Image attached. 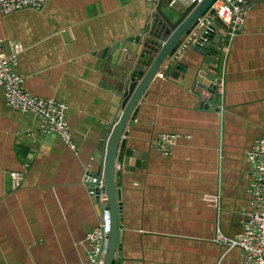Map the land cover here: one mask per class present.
I'll return each instance as SVG.
<instances>
[{"label": "crops", "instance_id": "0c3cea01", "mask_svg": "<svg viewBox=\"0 0 264 264\" xmlns=\"http://www.w3.org/2000/svg\"><path fill=\"white\" fill-rule=\"evenodd\" d=\"M155 1L52 0L41 11L0 14L6 43L24 48L17 71L26 90L68 106L77 145L45 133L41 118L8 106L0 89V264H91L85 239L102 218L85 175L101 167L98 146L131 57L125 45ZM254 1L225 55L223 97L199 94L184 71L151 86L127 142L139 157L129 172L118 165L115 264H243V251L218 237L243 230L246 152L264 137V0ZM202 59L190 48L180 61ZM162 133L180 135L170 156L152 146ZM12 172L23 177L17 187Z\"/></svg>", "mask_w": 264, "mask_h": 264}, {"label": "water", "instance_id": "95a60500", "mask_svg": "<svg viewBox=\"0 0 264 264\" xmlns=\"http://www.w3.org/2000/svg\"><path fill=\"white\" fill-rule=\"evenodd\" d=\"M155 2V5L149 9L141 33L130 38L125 45L131 57L122 75L121 98L117 111L113 114L115 120L108 126L98 146V152L104 155L101 167L97 171L88 170L85 175L90 193L99 206L102 224L105 223L110 232L103 264H115L116 256L122 250L120 222L123 219L124 205L122 190L116 187L118 165H123L124 171L129 172L133 161L136 163L139 157L128 147L127 142L132 128L142 122L138 116L149 96L151 86L159 79L158 73L168 65L166 74L174 77L179 71H184L199 87V94L207 90L212 98L216 93L214 83L218 68L215 65L220 54L217 42L224 35L223 31L218 35H215L212 29L208 33L196 32L195 38L199 43L194 44L192 50L203 57L198 66L190 67L180 60L172 61L176 51L196 29L198 21L207 13L215 0L192 3L181 0ZM248 2L256 3L254 0ZM167 10L174 13L169 15ZM211 12L214 13L213 10ZM217 27L225 28L219 19L212 24L213 29Z\"/></svg>", "mask_w": 264, "mask_h": 264}, {"label": "built area", "instance_id": "2783aa9c", "mask_svg": "<svg viewBox=\"0 0 264 264\" xmlns=\"http://www.w3.org/2000/svg\"><path fill=\"white\" fill-rule=\"evenodd\" d=\"M52 0H0V14L11 15L23 10L41 11ZM178 1V0H176ZM183 2H201L202 0H181ZM214 11L212 13L211 11ZM249 12L248 0H215L207 13L198 21L196 29L181 44L174 54L172 61H179L199 40L196 32L208 33L210 29L218 35L217 49L220 54L216 64L217 77L215 80L216 93L224 96L225 92V55L229 52L233 39L244 29ZM219 19L225 28L216 34L212 28L213 22ZM24 48L20 42L6 43L0 33V89L3 90L8 106L23 113H31L42 121V130L60 138L69 148L77 151L73 130L67 122L68 106L53 98L35 96L26 90L24 78L19 75L17 65L19 55ZM171 61V62H172ZM168 65L158 73L159 78H165ZM205 91V90H204ZM207 91V90H206ZM208 92V91H207ZM209 97L211 93L208 92ZM180 135L177 133H162L152 142V146L163 156L172 155ZM246 161L250 165V185L248 193L251 197L250 208H243V230L235 237L219 236L218 241L229 249L240 248L243 251V264H264V137L256 140L252 148L246 152ZM122 168L118 166V170ZM14 187L22 182V175L11 173ZM109 230L106 224H100L87 233L85 239L86 250L91 264H103L108 249Z\"/></svg>", "mask_w": 264, "mask_h": 264}, {"label": "rangeland", "instance_id": "374dc122", "mask_svg": "<svg viewBox=\"0 0 264 264\" xmlns=\"http://www.w3.org/2000/svg\"><path fill=\"white\" fill-rule=\"evenodd\" d=\"M167 13H168L169 15H172L174 12L171 11V10H167Z\"/></svg>", "mask_w": 264, "mask_h": 264}]
</instances>
